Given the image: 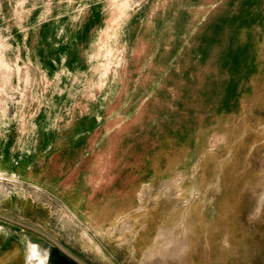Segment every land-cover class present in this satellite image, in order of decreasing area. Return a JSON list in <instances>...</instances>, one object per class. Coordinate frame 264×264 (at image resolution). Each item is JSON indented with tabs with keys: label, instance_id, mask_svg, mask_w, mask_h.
<instances>
[{
	"label": "rangeland",
	"instance_id": "obj_1",
	"mask_svg": "<svg viewBox=\"0 0 264 264\" xmlns=\"http://www.w3.org/2000/svg\"><path fill=\"white\" fill-rule=\"evenodd\" d=\"M164 1L0 0V212L86 264H264V0L242 51L147 55L133 17ZM4 237L0 264L56 259Z\"/></svg>",
	"mask_w": 264,
	"mask_h": 264
},
{
	"label": "crops",
	"instance_id": "obj_2",
	"mask_svg": "<svg viewBox=\"0 0 264 264\" xmlns=\"http://www.w3.org/2000/svg\"><path fill=\"white\" fill-rule=\"evenodd\" d=\"M189 2L196 6L192 8L193 13L188 14L185 4L182 6L177 0H165L164 4L153 7L151 12L146 8L142 10L143 13L140 17H133V32L143 38L142 45L145 47L147 55L165 53H173L172 55L175 56L184 55L189 53L190 46H205L208 44H203L205 41L222 36L229 40L230 46L233 48H240V51L247 48V0H216L215 2L212 0L206 2L189 0ZM168 8L170 9L167 10ZM188 10L190 11V8ZM167 17L173 19L174 26L166 24ZM241 33L242 36L239 38ZM167 38L170 40L167 41ZM171 60L170 56L167 62ZM179 60L181 61V59ZM148 63L144 66H137L136 70L148 71ZM164 69L169 73L176 70L171 65H167ZM133 78L134 84H138L136 73ZM123 211V208L118 209L120 213ZM0 220L9 223L3 219ZM9 224L23 229L12 223ZM13 239L4 237L0 241V246H6Z\"/></svg>",
	"mask_w": 264,
	"mask_h": 264
},
{
	"label": "water",
	"instance_id": "obj_3",
	"mask_svg": "<svg viewBox=\"0 0 264 264\" xmlns=\"http://www.w3.org/2000/svg\"><path fill=\"white\" fill-rule=\"evenodd\" d=\"M0 219H3L9 223L17 225L23 229L28 230V231L34 232V233L42 236L46 240H48L54 246V249H55L54 254L56 255V259H53L52 257H50L51 259H49V261H52L51 263L59 264V262L60 263L63 262L62 264H86L81 259H79L76 255L71 253L56 238H54L53 236H51L47 232L43 231L42 229H40L36 226H33L29 223H26L24 221H21L19 219H16L14 217H11L9 215H6L4 213H1V212H0Z\"/></svg>",
	"mask_w": 264,
	"mask_h": 264
},
{
	"label": "flooded vegetation",
	"instance_id": "obj_4",
	"mask_svg": "<svg viewBox=\"0 0 264 264\" xmlns=\"http://www.w3.org/2000/svg\"><path fill=\"white\" fill-rule=\"evenodd\" d=\"M61 262H62V261H61ZM62 263H63V262H62ZM62 263L59 262V264H62Z\"/></svg>",
	"mask_w": 264,
	"mask_h": 264
}]
</instances>
